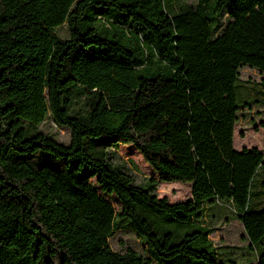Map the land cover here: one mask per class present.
<instances>
[{"label":"trees","instance_id":"trees-1","mask_svg":"<svg viewBox=\"0 0 264 264\" xmlns=\"http://www.w3.org/2000/svg\"><path fill=\"white\" fill-rule=\"evenodd\" d=\"M178 1L0 0V264H227L210 207L264 264V149L233 147L240 69L264 73V0ZM120 144L190 198L137 183ZM124 229L144 255L111 248Z\"/></svg>","mask_w":264,"mask_h":264},{"label":"rangeland","instance_id":"rangeland-1","mask_svg":"<svg viewBox=\"0 0 264 264\" xmlns=\"http://www.w3.org/2000/svg\"><path fill=\"white\" fill-rule=\"evenodd\" d=\"M178 2L194 5L197 0H179ZM58 33L62 37L67 36L66 26H60ZM237 91L241 99V106L238 110V119L234 125L233 147L236 150L256 147L263 151L264 106L262 101L264 100V73L248 66L242 67ZM39 126L58 141L69 142V130L58 126L52 119H46ZM114 154V161L123 164L137 183L143 184L147 182V179H155V192L159 197H166L170 203L190 198V182L160 181L143 160L139 151L132 145L120 144L115 148ZM107 197L117 207L114 197ZM203 220L211 228L209 237L218 248L221 258L227 264L256 263L255 253L248 248V240L245 237L243 226L233 214L219 207H210ZM109 244L118 253H124L127 249H132L142 255L146 253L143 241L128 229L118 231L109 239Z\"/></svg>","mask_w":264,"mask_h":264}]
</instances>
